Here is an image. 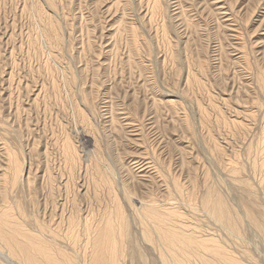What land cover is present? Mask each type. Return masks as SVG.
I'll return each instance as SVG.
<instances>
[{"label": "rangeland", "instance_id": "1", "mask_svg": "<svg viewBox=\"0 0 264 264\" xmlns=\"http://www.w3.org/2000/svg\"><path fill=\"white\" fill-rule=\"evenodd\" d=\"M162 1L168 5L165 8L168 12L165 11L164 18L160 16L148 24L146 17L142 19L143 10L139 11L138 0H35L40 8L37 13L32 10V0H0L1 23L8 22L9 29L12 31L15 27L17 33L7 41L3 36L1 39L3 30L0 28V135L14 149L23 146L27 153L22 160L27 170L30 158L35 163L34 167L38 163V170L34 172L41 177L40 181L36 177L40 187L38 195L42 186L45 192L49 190L50 180L42 178L46 169V175L50 171L54 175L56 172L61 181L62 177L67 178L62 146L69 134L77 149L83 150L79 165L87 161L92 168L89 174L97 173V165L102 169L107 164L116 173L129 176L128 169L134 171L135 160L153 158L159 166L163 164L160 169L164 167L162 172L169 178L167 180L172 181L174 177L184 186H189V175L194 174L200 184V193L206 188L203 181L209 180L211 186L215 185L221 194L223 192L234 210L242 214L245 209H253L264 225V182H261L264 178L261 170L264 163V91L258 83L259 78H264V27H258L264 16V5L252 13L254 0H183L184 17L181 19L184 20L181 22L189 24L184 29L179 18L173 20L174 16L168 14L169 0ZM23 3H26V10ZM50 20L57 22L59 32L54 34ZM163 24L166 30L169 29L167 34L163 28L160 29ZM186 40L188 45L184 44ZM202 63L205 64L204 71ZM189 72L197 74L202 85L192 84V81L188 83L192 80ZM245 87L249 89L247 94H244ZM37 96L38 102H35ZM133 97L134 100L131 99ZM78 109L86 118L85 129L97 143L96 150L88 148L84 151L77 136L81 126ZM151 112L154 113L148 116ZM111 115L120 123L124 116L129 118L136 127H140L141 134L134 136L127 131L130 140L128 137L122 139L115 127L111 129L114 126L110 125ZM186 121L191 124L193 136L185 129L183 131V127H178V122ZM54 140L59 145H51ZM34 142L41 145L36 158L28 154ZM181 149L187 153L185 164H189L188 167L181 159ZM215 150L221 151L222 157ZM43 151L48 153L47 160ZM95 157H100V160ZM219 162L221 165L240 164L241 175L236 180L231 178L222 171ZM73 173L78 174V171ZM93 174L88 179L93 180ZM156 179H153L154 183L162 182L161 178ZM77 180L70 186L71 196L76 195L74 188L79 185L77 182L80 183L81 177ZM42 181L41 186L39 182ZM244 182L254 187L255 196L249 197L244 192ZM129 183L134 187L135 182ZM155 184L153 190L161 198L162 193ZM135 185V193L131 190L136 198L143 193L139 185ZM103 192L100 197L107 203L109 198ZM23 195L20 191L18 198L25 204L28 201L23 199ZM37 198L38 207L41 204L38 205L39 196ZM118 200L125 202L122 193ZM27 204L25 209L27 207L26 211H30L34 206ZM202 224L204 230L224 241L220 239L223 238L222 233L214 226L206 222ZM246 225L239 233L238 241L242 247L245 246L241 250L248 251L257 261L255 264H264V230L261 234L253 225L251 228ZM225 243L229 250L238 253L232 245ZM137 249V254L143 256V264H160L157 255L154 254V258L147 245L141 243Z\"/></svg>", "mask_w": 264, "mask_h": 264}, {"label": "bare ground", "instance_id": "2", "mask_svg": "<svg viewBox=\"0 0 264 264\" xmlns=\"http://www.w3.org/2000/svg\"><path fill=\"white\" fill-rule=\"evenodd\" d=\"M254 1H255L254 7L251 9L252 13L256 12V10L262 4L264 5V0H254ZM32 2L34 8L32 10L33 11L35 10L36 13L39 12L40 8L39 6H37L35 0H32ZM163 2L164 1L162 0H138V5L140 6L139 11L140 9L143 10L141 12L143 17L142 19L144 20L145 19L144 17H146L149 24V21L154 22L157 21L160 16L163 17L164 14H166L165 11H167L165 10L166 6L168 8V5L165 6ZM182 2L183 0H169L168 10L170 11V13L168 14H170L171 17L173 16L175 17V19L173 17V20L179 18L178 21H180V23H183V26L185 27L184 29H186L189 27V24L185 23V21L181 22L184 20L181 19V16L184 17V13H183L184 8ZM215 4L218 3L215 2ZM23 5L26 10V3L25 4L23 3ZM172 5H174V9H172L173 7ZM202 9L204 10V8ZM0 24H1L0 28L3 30V32L1 33L2 35L0 34L1 39L3 36L8 41L11 40L14 37V35L17 34V33L15 34L14 31L15 27L12 29V31L9 29L8 22L6 24H4L3 22L1 23V19H0ZM50 24L51 27L53 28L52 31H54V34L59 32V26L57 22L50 20ZM12 25L13 23L11 24V26ZM162 26L163 27H160V29L163 28L164 34L165 33L167 34V30L169 31V29L166 30L165 28L166 26L164 24ZM228 27L230 26L228 25ZM258 27L259 28L264 27V16H262V19H260V23ZM158 29L159 27L157 28V30ZM184 44L188 45V40H186ZM201 68L204 71L205 64L202 63ZM189 74H191V76ZM189 74L188 75L191 77L192 80L188 81L190 79V77L188 76L189 78L187 80L188 83L192 81V84L193 83L197 85L201 84L200 82L201 78L198 79L197 74H195L194 72L193 73L189 72ZM258 83L259 86L261 87V90L264 91V78L263 77L259 78ZM248 90L249 89L245 87L244 94H247V92H249ZM240 91L241 90L237 91L238 94L240 93ZM39 95L40 93H38V96ZM38 96L35 97V102H38ZM131 99L134 100V97ZM145 113L146 112L144 111V114ZM153 113L154 112L149 113L148 116L152 115ZM77 115L79 116V120L81 121V126L77 130V136L80 137L82 141V145L84 146V151L85 149L87 150L88 148L95 149L97 143L94 142L93 138H91V136L88 134L87 129H85L86 128L85 125L87 123L83 112L79 110ZM237 118L240 117L237 116ZM122 119L123 122L120 123L119 119H116V117L114 118L112 116L111 117L112 124L110 125H114V126L113 127L109 126L112 127L111 129L115 127V130H117V132L121 135L122 139L129 138L130 140L131 137H128L130 135H127L128 134L127 131L131 132L130 134H135L134 136H138L141 134L140 127L139 128L136 127V125L132 121H130L129 118L124 116V118ZM117 121H119V123ZM181 122H178L179 124V125L177 124L178 127L179 126L180 128L183 127L181 128L183 129V131L186 130L188 131V134L193 136V134H191L193 130L191 124H189L187 121L184 123ZM173 123H175L174 120ZM174 125H176V123ZM14 134H16V132ZM51 142L54 143L51 144L54 145V147L55 145L57 146L58 144L57 143L58 141L55 140ZM226 142L227 140L225 141V143ZM39 146H41L40 142L33 143L31 149L28 151L30 157L36 158L39 155L40 153L38 149ZM220 146L221 145H219V147ZM62 147H63L62 149L63 156L65 159L67 178L63 179L62 173L64 171H62V168H60V171H62V173L59 172L61 174L62 181L56 177L57 175L56 172L54 175L50 171H48V174L46 175L47 173V169H46L45 174L42 173V178L45 177L46 179L47 177L48 180H50L49 181L50 186L46 184L47 183L46 181H45L46 183L44 182L45 185L49 187V190L46 192L42 190L43 186L40 183H43L44 181L43 180L42 182H39V184L42 187L40 189V194L38 195L39 193L38 190L40 187L38 186V182H36L37 181L36 177L39 181L41 177H38L39 175H34V172L36 173L38 170V163L35 161L37 167L36 166L34 167L35 163L33 164V161L30 158L27 167L28 170H27L24 167V162L22 160L24 158V153L26 152L22 149L23 146L22 148L20 147L14 149L10 145H8V143L3 139L2 136L0 137V264H3L2 262H4L5 264L7 263L8 264H143V256L137 254L136 251V249L141 246V243L147 245L148 248L152 250V251L150 250L151 251L150 253L153 252L154 258L156 257L154 254L157 255V257L161 261L158 262L157 260V262L160 264H255V262H257L251 257L248 251H245V249L241 250L242 246L240 245L238 239L240 238L239 233L241 231V228L246 224H247L246 226H248L249 224L250 228L254 226L258 230V232L263 234L264 225L262 220L255 216L253 209L250 208L245 209L242 214L240 213L241 211L239 212L238 210L236 211V209L234 210V207H232L229 201L227 200V198H225L226 196L224 197V195H222L223 192L221 194L216 189L215 185L211 186L209 184L210 182L208 183L209 180L207 181L205 179L203 181V184L206 185V188H204L205 191H203V193H200V191L198 192L199 181L196 176H193L194 174L189 175L188 178L189 186L188 185L184 186L179 179L174 177H172L173 178L172 181H169L167 180L169 178H167L164 175V172H162L164 170V167L162 168L163 170L160 169V167L163 164L159 166V162L154 161L153 158L152 159L141 158L135 160L134 163L135 166L133 165L134 167L132 168H134V171L136 172H134L133 169H128L129 176L120 175L119 172L116 173V170L111 165L105 164L103 165L102 169L97 165L96 166L98 168L97 173L96 172H95L96 174L90 173L93 174L92 177L93 180H92V179H88L90 175L89 174L90 169L92 168L90 167V165L87 164V161H85L84 164H82L83 163L82 162L79 165L80 157L82 158L81 152L83 150L80 151L79 148L77 149L78 146L74 145L69 134L65 139ZM180 151L179 152L182 154L181 156H183V158L181 159H184L183 162L185 164L186 162L185 158L187 153H184L183 149H181ZM88 152L89 151H87V153ZM218 152L219 151H217L216 153ZM220 153L221 151L219 152V154ZM253 153L256 152L253 151ZM43 154L46 156L45 157L46 159L48 157V153L46 151L45 152L43 151ZM89 154L91 153L89 152L88 155ZM93 154L95 155V153ZM220 155L222 157V154ZM142 156L144 157V155ZM153 157L156 158V156ZM221 163L219 162L220 165ZM184 164L182 163V167H184L183 166ZM238 165L234 163H226L224 165H221V167L223 169L222 171L226 172L231 176V178H235L236 180V178H238L239 175H241L240 172L242 170L240 168L241 166L239 167ZM255 165L258 166L257 163ZM186 166L187 165L185 164V167ZM257 166L255 167L257 168ZM33 169L36 170L33 171ZM73 169L75 172L78 171V174L77 173L74 174L73 173L74 171L72 172ZM261 170L263 171L262 174H264V163L262 164ZM251 172H255V171H251ZM75 175H78V177ZM80 177H81V181L80 183H78ZM155 177L157 179L161 178L162 182L159 181V183H157L155 181V183H157L155 184L153 180L155 179ZM76 180L78 181L77 184H79L77 188L76 187L74 188L76 189L77 193L75 192L76 195L73 194L71 196L70 195L71 191L69 192V189L70 186L71 187L73 186L71 184L72 183L74 184V181ZM235 180H233V182ZM55 181H57L58 183L56 182L57 183L56 184ZM129 181L131 182L133 181L139 185L140 187L139 190H142L143 193L142 196H137L136 198L134 197L135 190L133 188L136 185L134 183V187H130L129 185L131 184L129 183ZM261 182L262 183L264 182V178H262ZM163 183H165V185ZM55 184L57 185L58 192L56 191L57 189L55 188ZM154 184L157 185L158 190L162 193L161 198L159 197L161 195L157 194L153 190ZM242 184H244L243 187L244 192L247 193L249 197L255 196L256 192L251 184H249L248 182H244ZM74 189H72L73 192ZM131 189L134 190V193L132 192ZM20 191L21 193H24L23 199H27L28 201L25 204L30 203V205L32 204L34 206L30 211H26L27 210V207L25 209L26 205L22 204V201L19 200L18 194ZM103 191L106 192L107 194L105 196L106 197L108 196L109 198L107 203H104L103 198L100 197L101 196L100 193H102ZM120 193H122V195L125 197L124 203L118 200V196ZM38 196L40 202L38 203V205L41 204L40 205L41 209L40 206L37 207L38 201L36 202V198ZM202 222H206L209 226H214L218 231H220L222 233L221 235H223L222 236L223 238L220 239H224L223 241L224 243L228 242L229 246L232 245V248L234 247L238 251V253L234 252L233 249H232L233 251L229 250L228 247H226V245L224 246V243L218 239L219 237L216 238V236H214V234L211 233V231L209 232V230L208 231L204 230ZM215 228L213 229L214 231ZM245 228L247 229V227ZM241 239L242 241H245L243 240L244 238Z\"/></svg>", "mask_w": 264, "mask_h": 264}]
</instances>
